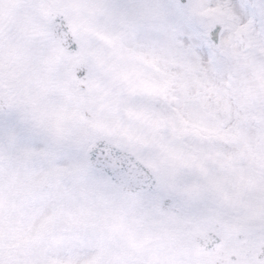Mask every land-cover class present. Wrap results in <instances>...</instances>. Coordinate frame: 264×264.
Wrapping results in <instances>:
<instances>
[{"label": "snow or ice", "instance_id": "obj_1", "mask_svg": "<svg viewBox=\"0 0 264 264\" xmlns=\"http://www.w3.org/2000/svg\"><path fill=\"white\" fill-rule=\"evenodd\" d=\"M0 264H264V0H0Z\"/></svg>", "mask_w": 264, "mask_h": 264}]
</instances>
